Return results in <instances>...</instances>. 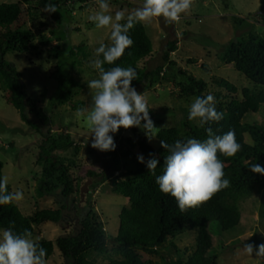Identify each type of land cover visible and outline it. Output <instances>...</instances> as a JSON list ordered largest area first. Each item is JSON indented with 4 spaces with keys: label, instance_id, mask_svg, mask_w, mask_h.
<instances>
[{
    "label": "trees",
    "instance_id": "16d2710c",
    "mask_svg": "<svg viewBox=\"0 0 264 264\" xmlns=\"http://www.w3.org/2000/svg\"><path fill=\"white\" fill-rule=\"evenodd\" d=\"M69 1L86 5L94 0L49 2L55 3L59 10L68 7ZM109 2L114 5L128 4L123 0ZM32 3L33 0H18V4H1L0 26H12L19 22L21 4L27 5L31 17H35ZM53 16L59 24L60 16L57 11ZM233 21L237 27L245 23V20L236 17ZM129 35L134 42L133 45L126 49L124 55L114 64H105L106 69L115 66L135 68L138 79L132 82L134 88H154L162 81L174 82L179 78L182 80L178 84L180 99L191 103L193 98L211 94L215 97L217 111L224 113L223 119L200 126L196 121L188 119L189 109H184L185 135L179 127L163 129L156 134L159 144L157 149L148 144L146 139H140L138 127H132V132L138 137L136 142L130 137L114 133L116 148L114 151H107L106 155L111 163V172L88 173L90 177L101 179L94 183V189L115 178L113 181L117 186L115 192L129 201V206L120 212L119 228L114 237H108L104 223L90 201L87 202L88 209L85 212L80 214L78 212L76 204L80 192L78 187L80 179L74 176V171L78 167L76 158L81 147L75 144L69 134L54 135L49 130L44 134L40 144L38 159L43 166L40 175L34 178L37 183L36 196L38 199L55 197L59 208L37 210L26 217L14 202L0 205V231L11 229L19 234L28 229L35 235L36 227L45 223L64 227V224L70 221V214L75 213L77 224L67 223L74 227L72 233L58 238L55 242L44 239L37 242L47 250L46 262L54 255L55 248H58L67 264H152L144 260L142 253L148 256H162L161 254L165 253L161 264H218L219 255L226 247L224 243L221 251L215 247L210 231L212 223L218 227L219 233H226L238 227L242 218L241 203L257 190L260 195L262 194L260 217L264 221V175L253 173L248 168L250 163H258L264 167V124L248 120L250 116L261 113L264 108V37L257 34L238 37L225 44L218 53L221 62L232 66L252 82L254 87L240 89L226 79L214 78L212 89L206 81L196 79L188 71L177 69L176 64L171 61V55L178 50L177 42L167 44L162 55L164 62L162 66L153 71L140 68V63L153 55V42L146 26L141 23L136 24ZM53 38L57 40L55 31L51 37L41 35L37 43V36L32 31L17 29L11 31L0 45V80L9 90L8 102L19 112L22 122L37 133H41L45 126L46 115L39 102L29 97L22 74L8 64L6 55L18 53L35 56L41 46L49 47L54 42ZM60 50L61 43L58 42L54 48L56 57ZM79 56L85 58L89 56L85 44L71 48L67 60L59 64L52 74L58 92L51 104L52 110L65 105H70L74 111L85 108L83 101L75 100L84 88L68 72L74 69ZM188 63L197 64V61L188 60ZM172 67L175 69L170 77ZM202 67L208 73L205 66ZM209 127L216 135H223L230 129L234 130L236 140L242 146L235 156L226 157L218 154L224 163V178L230 181V185L217 192L208 202L181 212L175 198L162 193L156 184V176L163 173L168 154V150L161 146V141L169 144L189 138L203 141L207 139ZM71 148L73 151L70 157L61 154ZM137 148L159 160L155 175L145 164L139 162L134 152ZM3 170L4 164L0 162V179L3 178ZM116 174L118 176H115ZM8 191L10 192L9 186ZM194 230L197 231L196 248L191 253L185 250V259L174 241L186 231ZM248 243L260 245L258 239ZM100 258L107 261L100 262Z\"/></svg>",
    "mask_w": 264,
    "mask_h": 264
},
{
    "label": "rangeland",
    "instance_id": "374dc122",
    "mask_svg": "<svg viewBox=\"0 0 264 264\" xmlns=\"http://www.w3.org/2000/svg\"><path fill=\"white\" fill-rule=\"evenodd\" d=\"M51 0H33L35 8L31 17L29 7L21 4V16L19 22L12 26H0V45L4 38L17 29L21 31H32L37 36V43L41 35L52 36L55 31L53 43L49 47L41 46L35 56H24L18 53L6 55L8 64L13 66L23 76L30 98L39 102L46 115L45 126L41 133L32 131L20 119L19 112L8 102L9 90L0 80V162L4 164L3 177H8L10 192L21 191L23 200L14 202L21 213L28 217L37 210H57L55 197L38 199L36 196L37 183L34 180L41 173L43 163L39 161L40 144L44 134L49 130L56 135L59 133L69 134L75 144L81 147L76 161L78 167L74 176L79 178V195L77 196V208L79 214L88 209L87 202L98 211L108 237L116 236L119 228V215L124 207L129 206L128 199L115 192V178L106 181L94 189L95 182L100 181L98 177H90L89 172L101 174L111 172V163L107 158V151H100L91 147V132L87 127L83 116L74 111L70 105H65L57 110H52L51 104L57 97V86L52 78L57 66L67 60V54L71 48H77L82 44L87 47L89 56H79L74 69L68 70L83 90L75 98L85 103V107L91 104L92 90L87 82L98 78V73L91 67L90 62L95 58L94 52L101 41L109 43L110 29H98L88 17L99 11L98 0L86 5L75 1H69L64 9L57 11L60 23L57 24L53 13L43 11L46 3ZM128 2L120 5L111 4L110 14L116 11L130 12L133 8L142 5L143 0H123ZM1 4H18V0H0ZM245 20L244 25L237 27L233 18ZM145 25V24H144ZM149 37L153 42V55L140 63V68L148 71L156 70L164 64L162 55L169 42H177L178 50L171 55V61L176 64L177 69L188 71L198 80H204L209 88L214 89V78L226 79L238 88H253L254 84L237 72L232 66L225 65L218 59V53L222 51L225 44L236 38L248 35H260L264 37V0H193L190 10L181 14L179 22L167 23L162 17L154 19L146 24ZM61 43L59 55L55 56L54 48ZM66 53V54H65ZM188 60H196L197 64H189ZM205 66L208 73L205 72ZM168 70V68H166ZM171 68V76L174 71ZM169 70V71H170ZM177 73V72H176ZM164 74V71H163ZM182 82L177 78L174 82L162 81L154 88H135L138 93H145L149 115L154 122V137L149 140L145 131L139 128L140 139H146L148 144L158 148L156 134L163 129L179 127L185 135L186 116L184 109H189L191 103H186L178 97L179 86ZM194 100L191 99L190 102ZM263 108V107H262ZM249 121H258L264 124V108L261 113L250 116ZM122 137H130L135 142L137 135L132 128L121 127L117 132ZM114 136V133H110ZM73 149L63 151L61 154L70 157ZM137 156L143 155L145 164L153 158L136 149ZM115 176H118L116 174ZM262 194L257 190L251 197L241 203V223L235 229L219 233L218 227L212 223L210 231L214 238L217 250H225L219 255L218 264H264V258L248 256L244 253L245 243L258 239L259 244H264V221L260 217V206ZM70 225L77 224L75 213L70 214ZM66 222L64 227L53 223H45L36 227V233L32 236L35 242L49 240L55 242L58 238L72 233L74 227ZM69 226V227H68ZM2 232V231H0ZM197 231H186L174 242L182 251L181 256L186 259L185 250L191 253L196 248ZM221 244V245H220ZM162 256H148L142 253L144 260L152 264H161ZM106 262L105 259H99ZM46 264H67L58 248Z\"/></svg>",
    "mask_w": 264,
    "mask_h": 264
},
{
    "label": "clouds",
    "instance_id": "9594fccd",
    "mask_svg": "<svg viewBox=\"0 0 264 264\" xmlns=\"http://www.w3.org/2000/svg\"><path fill=\"white\" fill-rule=\"evenodd\" d=\"M192 3L193 0H143L141 6L130 12L121 10L112 15L108 0H98L99 11L89 15L88 19L98 29H110V42L101 41L95 49V58L90 64L98 78L87 82L92 90L91 104L78 109L91 132L92 148L114 151L116 144L110 133L118 132L121 127H139L149 140L154 137L150 133L157 128L150 118L145 93H138L132 86L133 80L138 79L136 69L131 66L106 69L104 65L114 64L133 45L129 32L136 24L146 25L161 17L167 23L179 22L181 14L188 12ZM43 11L55 13L58 6L48 2ZM223 117L224 113L217 111L215 97L211 94L194 98L189 106L188 119L200 126L218 122ZM161 146L168 154L163 173L156 176V184L162 193L175 198L181 212L208 202L217 192L229 187L230 181L224 178V163L218 154L232 157L242 147L234 130L216 135L211 127L207 128V139L203 141L195 138L177 140L173 144L161 141ZM138 160L145 163L143 155L138 156ZM158 163L154 156L146 162L153 175ZM248 168L264 175V167L258 163H250ZM23 198L21 191H8L7 176L0 179V205L19 202ZM32 235L28 229L19 234L11 229L0 232V264H46L47 250L35 242ZM243 251L248 256L255 253L256 258H264V244L245 243Z\"/></svg>",
    "mask_w": 264,
    "mask_h": 264
}]
</instances>
